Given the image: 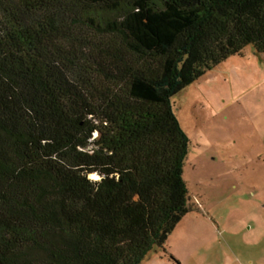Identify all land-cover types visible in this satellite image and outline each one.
<instances>
[{"label":"trees","instance_id":"1","mask_svg":"<svg viewBox=\"0 0 264 264\" xmlns=\"http://www.w3.org/2000/svg\"><path fill=\"white\" fill-rule=\"evenodd\" d=\"M248 46L264 0H0V264H179L172 99Z\"/></svg>","mask_w":264,"mask_h":264},{"label":"rangeland","instance_id":"2","mask_svg":"<svg viewBox=\"0 0 264 264\" xmlns=\"http://www.w3.org/2000/svg\"><path fill=\"white\" fill-rule=\"evenodd\" d=\"M172 103L190 139L183 179L193 207L167 254L179 264H264V55L229 57ZM141 264L176 263L154 248Z\"/></svg>","mask_w":264,"mask_h":264},{"label":"crops","instance_id":"3","mask_svg":"<svg viewBox=\"0 0 264 264\" xmlns=\"http://www.w3.org/2000/svg\"><path fill=\"white\" fill-rule=\"evenodd\" d=\"M249 50H250V51H249ZM249 50H248V48H247V49H245L244 51H245L246 54H252V55H256V56L258 55V54L255 53V51H254V49H253L252 47H251V49H249ZM243 53H244V52H243ZM263 55H264V54H263ZM259 56H262V55H259ZM240 57H243V55L240 56Z\"/></svg>","mask_w":264,"mask_h":264},{"label":"bare ground","instance_id":"4","mask_svg":"<svg viewBox=\"0 0 264 264\" xmlns=\"http://www.w3.org/2000/svg\"><path fill=\"white\" fill-rule=\"evenodd\" d=\"M91 178H97V176L96 175H92Z\"/></svg>","mask_w":264,"mask_h":264}]
</instances>
